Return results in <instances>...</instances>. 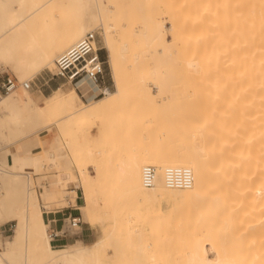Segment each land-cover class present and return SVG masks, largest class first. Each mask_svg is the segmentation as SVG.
Here are the masks:
<instances>
[{
	"label": "bare ground",
	"instance_id": "bare-ground-1",
	"mask_svg": "<svg viewBox=\"0 0 264 264\" xmlns=\"http://www.w3.org/2000/svg\"><path fill=\"white\" fill-rule=\"evenodd\" d=\"M145 3L0 0V64L11 66L22 84L0 92V225L15 221L12 238L0 243V264H264V112L253 129L232 127L221 111L193 117L185 107L203 89L205 61L186 60L177 72L166 68L174 45L166 38L171 25L163 15L137 19L131 8ZM117 8L123 11L114 13ZM130 24L137 37L132 42L124 38ZM98 28L115 89L86 102L74 86L58 85L37 103L25 82L53 62L56 72L58 56ZM174 76L181 81L174 83ZM150 84L169 108L142 132L144 143L119 138L133 130L113 128L122 122L113 118L115 107L130 89H152ZM103 116L108 118L102 124ZM84 123L97 133L92 139L83 133L75 142L81 127L74 126ZM69 151H76L74 160ZM148 164L157 168L151 187L142 182ZM47 167L56 168L55 179L37 184L34 176ZM170 167L190 168L192 186L168 187ZM75 177L83 191L80 209L88 223L101 226V235L54 245L42 206L53 208ZM161 198L175 204L164 210L156 205ZM169 226L181 233L170 237L176 246L165 251L169 237L154 241L148 234Z\"/></svg>",
	"mask_w": 264,
	"mask_h": 264
},
{
	"label": "rangeland",
	"instance_id": "rangeland-1",
	"mask_svg": "<svg viewBox=\"0 0 264 264\" xmlns=\"http://www.w3.org/2000/svg\"><path fill=\"white\" fill-rule=\"evenodd\" d=\"M145 2L143 9H139L138 4H134L131 8V12L137 19L143 13L163 15L167 16V21L165 20L167 26L171 25V28L167 29L166 38L172 41L174 45L173 51L170 55H167L165 60L166 68L169 67V69L171 68L174 72H177L178 65L186 60L192 59L197 63L200 58H203L205 61L203 64L205 67L202 65L200 68V70L205 68L206 71H204L207 73V76L204 75L207 77L206 80H202L203 84L201 82L203 89L194 101L186 103L185 109L191 112L195 118L202 117L205 114L214 115L217 111H221L231 119L232 127L237 128L238 125L244 124L246 129H253L264 112V0H145ZM122 11V9L117 8L114 13L119 14ZM134 27L135 24L126 26L124 30L125 40L132 42L137 39L133 33ZM98 30L101 29L98 28ZM98 33L100 44L103 47L102 56L106 60L108 80L112 83L114 90L115 83L109 65L108 49L100 31ZM53 63L30 79L33 81V85L29 89L39 104H42L44 96L50 94L58 85L64 86L65 89L68 86L73 87L55 75ZM204 71L201 72L204 74ZM7 76L15 78L18 86L16 87L22 88L19 77L12 67L0 64V81ZM181 76L183 78L185 75ZM181 76L179 77L181 78ZM174 77L172 81L177 83L180 79ZM53 83H56V85L53 86ZM150 86H152V89L148 90L130 89L126 97L115 107L113 118L116 122L120 120L122 122L121 124L119 122V125L114 123L113 128L116 131L120 128L122 130L127 128L133 130L132 133L118 135L119 138H129V141L135 144L137 142L144 143L145 139L142 137V132L148 128H153L156 125L155 122L159 121L166 109L169 108L170 103L157 92L154 84H150ZM180 92H183V90ZM1 94L6 93L1 92ZM77 94L80 96L78 91ZM107 118V116H103L100 122L103 124ZM74 127L77 129L81 127L74 139L75 142L82 141L83 133H86L91 139L97 133V127H90V123L75 125ZM69 154L73 157V160L77 156L76 151L73 153L69 151ZM78 155L80 159L85 155L82 143L79 145ZM76 164L73 163L71 170L77 175L79 165ZM53 169L47 167L41 174L35 175V182L40 184L55 179L57 171L56 168L54 171ZM91 172L94 173V170L91 169ZM53 174L55 175L52 176ZM106 176L111 178L112 174L107 173ZM78 185H80L79 178L76 179L75 177L68 184L73 188L64 192L66 195L63 194V197H60L59 205L62 202L67 203L66 196H70L75 201L77 195L81 196L82 204L84 203L83 191ZM74 188L78 189V192L77 189L73 191L75 194L72 192ZM102 202V200L99 201V203ZM156 203L164 210L175 204L173 200L171 201L168 198H161ZM81 212L85 223L91 226L93 230L91 240H94L101 235V226L86 222L88 216L83 209H81ZM110 220L111 217L108 216L107 226H109ZM159 225H161V222H159ZM155 226H157V223ZM14 227L15 221L0 225V231H2L0 232V243L5 244L7 240L12 238ZM164 227L167 228L168 226L164 225ZM164 227L159 229L160 234L153 232L149 233L148 237L157 241L158 239L161 240L160 237L166 236L167 239L168 236L169 240L165 239V251L172 250L176 245L170 242V237L175 239V234L181 232L176 229L174 231L171 228L172 226H169V229H164ZM146 228L149 229L148 222ZM186 229L189 230L190 228ZM110 253L112 254L111 251ZM163 253H165L164 250ZM175 256L180 259L183 258L181 253L177 255L175 253Z\"/></svg>",
	"mask_w": 264,
	"mask_h": 264
},
{
	"label": "built area",
	"instance_id": "built-area-1",
	"mask_svg": "<svg viewBox=\"0 0 264 264\" xmlns=\"http://www.w3.org/2000/svg\"><path fill=\"white\" fill-rule=\"evenodd\" d=\"M102 45L100 44L98 29L86 32L69 48L64 50L56 59L57 70L55 75L66 83L75 87L81 98L85 101L96 99L113 90L112 83L108 80L106 60L102 56ZM25 87L31 88L33 81L25 82ZM15 78L7 76L0 81V91L9 93L16 88ZM157 178V168L155 165H145L142 170V182L144 186L151 187ZM194 182V174L187 167H170L165 171V183L172 188H188ZM77 189V188H76ZM67 203L56 205L51 209L44 206L43 212L54 214L62 212V209L71 208V197L66 196ZM56 221L55 219H53ZM83 223L82 214L74 215L64 213L62 224L59 229H51V242L56 245L60 239L68 237H79L81 225Z\"/></svg>",
	"mask_w": 264,
	"mask_h": 264
},
{
	"label": "crops",
	"instance_id": "crops-1",
	"mask_svg": "<svg viewBox=\"0 0 264 264\" xmlns=\"http://www.w3.org/2000/svg\"><path fill=\"white\" fill-rule=\"evenodd\" d=\"M54 85H56V83H53V86ZM77 175H78V173H77ZM70 187L73 188V186H70ZM77 192H78V189H77ZM81 204H82L81 196L77 195V197L75 198V201H73L72 199L70 201L71 208L62 209L63 210L62 212H57L54 214H47V213L43 212V217L49 223L51 229H59L61 227V224H62L63 212L64 213L69 212V213H72L74 215H78L80 213L82 214L81 209H80ZM53 219H55L56 221H54ZM82 220H83V223L81 225V234L79 235V237H75V238L68 237L65 239H60L56 243V245L66 243L67 241H71L73 239L92 241L93 239L91 240V238L93 236V230H92L91 226H89V225H87V223H85V220L83 219V215H82ZM0 232H2V231H0Z\"/></svg>",
	"mask_w": 264,
	"mask_h": 264
}]
</instances>
